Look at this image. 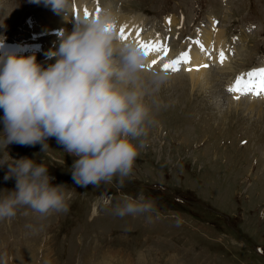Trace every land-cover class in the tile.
Instances as JSON below:
<instances>
[{
    "label": "rangeland",
    "instance_id": "1",
    "mask_svg": "<svg viewBox=\"0 0 264 264\" xmlns=\"http://www.w3.org/2000/svg\"><path fill=\"white\" fill-rule=\"evenodd\" d=\"M109 1L115 10L145 14L147 25L175 51L215 15L232 65L221 79L223 86L238 70L264 64V0L96 3ZM3 2L7 9H0V36L6 42L29 44L49 37L45 25L44 30L25 32L23 23L32 9L43 17L41 9L51 3L0 0V6ZM170 15L175 21L165 22ZM58 47L35 54L36 60L50 59L45 56ZM163 63L151 64L150 71L166 76L181 72L187 85L172 88L165 82L154 90L144 81L149 119L145 135L133 140L143 146L122 185L118 177L99 187L75 184V157L54 137L48 138L44 151L39 143H11L6 149L0 144V160L26 156L43 163L54 177L51 183L64 184L67 194L66 211L42 216L22 207L14 218L0 220V264H264V99L260 118L252 112L234 114L225 95L215 101L212 90L219 91L221 84L192 87L184 63L176 72L163 70ZM2 129L0 121V137ZM7 170L6 164L0 166V197L6 195L4 190L15 189L14 177L4 179ZM141 192L154 202V212L114 214L122 197L135 198Z\"/></svg>",
    "mask_w": 264,
    "mask_h": 264
},
{
    "label": "clouds",
    "instance_id": "2",
    "mask_svg": "<svg viewBox=\"0 0 264 264\" xmlns=\"http://www.w3.org/2000/svg\"><path fill=\"white\" fill-rule=\"evenodd\" d=\"M54 10H68L71 0H45ZM118 16L105 8L93 16H75L73 30L61 32L58 49L49 52L46 66L35 54L23 55L3 44L0 36V144L49 146L54 137L75 157L71 175L81 187H99L114 177H128L137 158L150 108L138 82L144 78L147 56L134 41L119 38ZM147 79L154 90L166 75L152 71ZM7 165L4 179L15 178V189L0 197V220L12 219L18 209L46 215L66 211L64 184H52L48 167L28 157L0 160ZM119 217L155 211L141 192L124 196L113 208Z\"/></svg>",
    "mask_w": 264,
    "mask_h": 264
},
{
    "label": "bare ground",
    "instance_id": "3",
    "mask_svg": "<svg viewBox=\"0 0 264 264\" xmlns=\"http://www.w3.org/2000/svg\"><path fill=\"white\" fill-rule=\"evenodd\" d=\"M97 8H99V12H97ZM105 8H110L118 16V32L121 26H125V35L127 36V39L124 41L132 40L138 45V40L143 41L145 43L156 42L165 45V38L155 32V29L152 25H147L145 14L141 12H122L120 9L115 10L111 6V2L110 5L107 4L103 6H98L96 0H71L68 10H54L52 5L50 4L48 9H41L43 17L40 15L38 16L36 11H33L31 16L25 21V24L23 23L25 29L24 31H33L36 29L38 30L40 28L44 30L43 27L45 25L48 31L47 34L49 33V35L47 36L49 37L44 40H41L40 42L32 41L29 44H21L19 42L16 43L12 42L11 40L10 42H6L5 38L3 39V44L6 47L15 48L18 51V54H23L25 56L31 55L33 53L37 54L41 51H46L49 48L56 47L57 45H59V34L61 32H63L64 34H68L73 30L75 24V16H85V9H87L89 13L88 16L97 15ZM214 16L215 15L210 16V18L208 17L207 21L203 25H199L200 28L199 30L196 29V35L194 38H188L183 41V43H185L184 47L182 46L176 51L175 49H167L166 55L163 51H149L143 74L144 78L142 79V81L138 82L139 87L141 86V90L144 92L143 89L146 86L144 87L143 84L144 81L147 79V76L150 74V72H152V70L150 71V69L152 68L150 67L149 69V66H151L153 60L156 61L155 65H158L160 62L165 63L167 61L176 59L183 52H188L190 60L188 63H184V66H186L187 69H192L191 71L187 70V78L190 80L189 82H191L192 87L198 85V83L201 86L212 84L213 89L214 85H217L218 87V84H221L220 88H218L219 91H217L216 89L212 90V94H215L214 98L216 102H219L221 100V98H219V95H225L229 102V108L234 109V114H236V112L243 111H245L246 113L252 112L256 114V117L260 118L262 114V107L260 101L264 99V93L259 95V97L249 93L248 95H240L239 99H237L235 97L238 95V93L229 92L227 89L231 84H233L239 74L246 73L252 69L264 67V64L260 63L252 65L248 68H239L240 70H238L236 73H234L233 71L234 74L230 75L227 81H225V86H223L224 83L221 82V79L223 75L229 73L227 72L228 70H232V65H230L228 62V45L225 42V38L223 36V33L225 32L223 28L215 27L216 25L214 23ZM164 21L173 23L175 21V18L172 15L165 16ZM137 31H139L140 33L139 37H137L136 35ZM15 40L17 39L15 38ZM27 40L28 39L26 38L25 41ZM197 41H199V43H197ZM143 50L145 51V49ZM221 51H223L225 57L223 63L220 62L219 58V54ZM45 57L49 58L47 55ZM36 61L46 66L48 63H54L55 58L48 59L45 61L38 59ZM203 65H208V67H202ZM197 66H201L199 67V70H197ZM167 75L168 76H166V82L168 83L166 85H169L172 88H183L185 87V85H187V80H185V76L181 74V72ZM145 90H147V87ZM230 113L232 112L230 111ZM259 118H256V121H259Z\"/></svg>",
    "mask_w": 264,
    "mask_h": 264
},
{
    "label": "snow or ice",
    "instance_id": "4",
    "mask_svg": "<svg viewBox=\"0 0 264 264\" xmlns=\"http://www.w3.org/2000/svg\"><path fill=\"white\" fill-rule=\"evenodd\" d=\"M97 12H99V8H97ZM89 13L87 9H85V16H88ZM137 37H139L140 33L137 31L136 33ZM119 38L121 40H126L127 36L125 35V26H121L119 30ZM139 46L143 49H145V55L147 56L149 51H163L165 55L167 54V47L166 45H162L156 42H148L145 43L143 41H139ZM199 43V41H197ZM220 62L223 63V60L225 59L223 51L219 54ZM190 60V56L188 52H183L179 57L176 59L167 61L163 63L162 68L165 71H179L180 65L182 63H188ZM156 61L153 60L152 64H155ZM199 67L197 66V70H199ZM202 67H208V65H203ZM188 71H191L192 69H187ZM229 92H235L238 93V95L235 97L239 99L240 95H246L251 93L252 95H261L264 93V67L252 69L246 73H241L236 77V80L231 84L228 89Z\"/></svg>",
    "mask_w": 264,
    "mask_h": 264
}]
</instances>
